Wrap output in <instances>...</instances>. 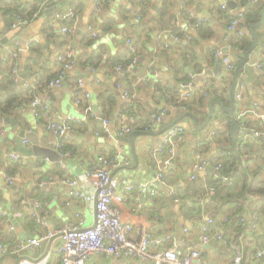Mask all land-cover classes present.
I'll return each mask as SVG.
<instances>
[{"label":"crops","instance_id":"obj_1","mask_svg":"<svg viewBox=\"0 0 264 264\" xmlns=\"http://www.w3.org/2000/svg\"><path fill=\"white\" fill-rule=\"evenodd\" d=\"M6 1L28 4L33 11L27 16V23L18 26L19 31L0 44V71L7 72L3 57L19 49L16 60L20 74L22 77L35 75L39 79L38 86L30 89L35 90L32 98L37 97L40 106L37 117L29 101L0 117V202L10 214V221L0 216V242L4 245L0 264H57L59 238L41 237L48 230L76 222L80 217L86 225L93 223L94 200L85 196L91 197L94 188L85 178V170L98 156H111L120 148L121 158H128L129 164L121 162L113 169V174L122 182L149 180L163 167L168 147L161 154L152 155L150 151L159 143L165 129L175 125L183 127L184 132L173 145L174 165L165 168L168 186L156 183L154 196L143 195L139 199L134 192L133 198L121 205L123 217L131 221L135 229L144 227L153 241L149 246L151 252L175 245L198 247L200 227L211 218L218 232L227 239L228 248L217 239H210L199 246L206 262L231 264L239 250L245 264H264V253L257 256V250H264V218L257 227L256 237L238 235L227 219L236 209L237 218H248L258 197L246 193L245 198H240L243 183L235 181L233 175H226L228 179L223 180L225 174L214 170L217 154H221L223 160L229 149L236 169L264 182V151L260 143L253 141L254 137H264V25L253 29L257 44L247 57L252 67L251 77L242 68L236 78L233 102L230 95L233 72L254 41L249 25L258 21H245V12L260 10V5H252L250 0H101L98 11L94 12V0ZM68 10L76 13V28L63 34L62 21L56 14ZM220 11L238 19L236 28H229L231 21H223ZM199 19L209 27L210 36H199ZM9 30L0 12V32L4 34ZM85 34L89 42L85 41ZM233 36H243L249 44L242 49L233 42ZM37 45L42 48L39 52L34 50ZM162 47L165 49L161 50ZM69 48L77 52L74 67L66 73L61 86L47 87V82L61 69L58 56ZM223 48L235 65L232 71H225L222 62V68L215 69L221 61L215 52ZM129 49H135L136 64L129 72L118 71L116 63L110 60ZM86 52L99 54L100 61L90 64L84 58L82 63L80 57H86ZM206 69L211 72L202 77ZM41 80L48 81L41 86ZM188 81L192 83V92L185 99L187 110H182L177 105L178 94L183 91L181 83ZM239 83H243L242 89L237 87ZM132 88L136 100L129 117L125 111L131 102L123 98L122 93ZM236 93H240L239 98ZM77 97L82 103L76 102ZM211 99L218 104L211 105ZM107 100L113 101L111 107L106 103L108 116L103 109V102ZM211 107V117L203 125ZM162 112L160 122L151 119L153 113ZM186 112L192 113L194 118L183 117ZM101 113L111 120V136L104 133ZM231 116L241 128L251 130V133L237 135L242 164H238L231 149ZM50 121L72 124V129L60 140L59 148L55 135L47 128ZM120 124L131 126L132 131L118 138ZM20 130L33 134L39 146L50 148L53 145L57 160L17 150ZM133 131L139 133L130 141ZM251 142L253 146L248 147ZM20 145L31 149L33 142L23 138ZM63 145L67 146L65 151ZM10 152L17 153L19 158H11ZM13 167L17 169L13 171ZM8 168L12 174L8 173ZM6 173L14 176L12 184L5 180ZM41 178L53 182L39 185ZM63 179L75 180V184L61 183ZM39 191L50 194L42 203ZM137 203L141 205L139 211L135 208ZM189 209L196 215L189 216ZM168 235L170 238L166 237ZM237 235L239 242L233 243ZM30 237L41 238L39 247H19V240ZM87 264L154 263L150 259L139 262L131 257L98 253Z\"/></svg>","mask_w":264,"mask_h":264},{"label":"built area","instance_id":"obj_2","mask_svg":"<svg viewBox=\"0 0 264 264\" xmlns=\"http://www.w3.org/2000/svg\"><path fill=\"white\" fill-rule=\"evenodd\" d=\"M256 2H264V0H250V3L254 4ZM100 5L101 0H94V12L98 11ZM75 16L76 13L74 10H68L67 12L56 14V17L62 21L60 29L61 33L67 34L75 31ZM28 20L29 18L21 17L16 14L15 20L9 31L17 28L18 26L25 25ZM200 22L201 19H199L198 25L201 24ZM238 23L237 18L232 19L229 28L233 30L236 28ZM8 32L4 34L0 32V42L4 37H6ZM93 35H96V33H93ZM6 49H8L7 46ZM18 51L19 49L9 52V54L15 59L10 77L15 83L20 82L22 86L34 89L38 86L39 79L35 75L22 77L18 69V61L16 60ZM215 54L220 57L225 71H232L234 69L235 65L230 61L228 53L222 51L221 49H217ZM76 57L77 52L71 48L67 49L65 54L58 56L57 62L61 65V69L47 82V87L53 88L61 86L66 73L74 67ZM3 60H5V57H3ZM136 61V57H133L126 65L116 63V69L118 71L129 72L132 67L135 66ZM3 76L4 74L0 71V79ZM140 80L145 79L141 78ZM78 83L80 85L81 80H79ZM191 86V81L181 83L180 87L183 91L178 94L179 101L177 102V105H179L182 110H187V106L183 103V101L190 96V92H192ZM237 87L242 89L243 83H239ZM85 96V98H87L88 94L85 93ZM122 96L123 98L129 99L131 102L125 111V115L131 117L132 105L136 100V93L133 88L131 90L127 89L122 93ZM235 96L239 98L240 93H236ZM76 102L82 103V99L77 97ZM28 105L30 106L32 113L37 117L39 115L38 109L40 106V102L37 97L29 101ZM85 110L87 111L88 108H85ZM162 114L163 112L153 113L151 115V119L154 122H160ZM101 122L104 127V133L111 136L109 132L111 120L101 113ZM71 125L72 124L69 122H48L47 128L55 135L58 148L60 147V140L72 129ZM130 131H132L131 126L120 124L116 135L119 138ZM183 132L184 129L180 125L169 127L164 131L159 143L150 151V153L152 155L161 154L164 152L165 147H168V155L164 161L163 167H161L149 180H141L137 182L128 180L122 182L119 177L113 174V169L119 166L121 162L124 165L129 164L128 158H121L120 148L114 151L111 156L100 155L97 157L96 162L88 167L84 172L85 178L89 180L94 188V194L91 197L81 194L82 196H85L86 199L91 198L94 200L95 213L93 223L91 225H86L85 220L80 217L76 222H69L55 230H48L41 237L52 238L53 236H56L59 238L57 248L59 261L57 264H87L88 260L98 253L131 257L137 259L139 262L150 259L154 264H211L203 259L199 246L208 243L210 239L214 238L228 248L226 246L228 242L227 239L222 235V233L218 232L219 230H217L214 220L208 218L200 227V243L198 247L187 246L186 248H183L175 245V247L170 249L151 252L149 250V246L153 241L146 233L144 227L135 229L131 221L123 217L121 205L130 198H133L134 192L136 193L135 197L139 199L143 195L154 196L156 194V183L168 186V178L165 173V168L167 166L174 165L173 145L182 137ZM210 136H212V134ZM9 156L13 159L19 158V155L15 152H10ZM221 156V154H217L214 162V170L218 172L222 167ZM61 166L65 167L64 164H61ZM4 178L10 184L15 181L14 176L7 173L4 174ZM222 179L226 180L228 177L225 175ZM48 182L51 183L53 181L45 178L38 180L39 185H44ZM60 182L71 185L75 184V180L69 179H63L60 180ZM140 206L141 205L137 203L135 206L136 210L139 211ZM0 216H2L5 220L10 221V214L4 209L1 202ZM42 223L45 224V221H42ZM166 237L170 238L169 235ZM40 239L37 237L25 238L19 240L18 244L21 248L35 249L39 247ZM3 251L4 245L0 242V253H3ZM263 253L264 250H257V256H262ZM241 262V253L237 250L231 264H241Z\"/></svg>","mask_w":264,"mask_h":264},{"label":"trees","instance_id":"obj_3","mask_svg":"<svg viewBox=\"0 0 264 264\" xmlns=\"http://www.w3.org/2000/svg\"><path fill=\"white\" fill-rule=\"evenodd\" d=\"M4 3V5H2ZM8 3V4H7ZM33 7V6H32ZM33 9V8H32ZM28 4L27 5H18L17 3H9L6 0H0V12L2 14V19L4 21L5 26L8 29H11L12 23H13V17H15L16 14L20 15L21 17L28 18L31 12L33 11ZM28 16V17H27ZM220 18L224 21H231V17L227 15L224 11H220ZM245 21L249 20H259L260 18V10L259 9H250L249 11L245 12ZM198 34L201 38H206L211 35V31L207 24H201L198 27ZM237 35V34H234ZM87 37L85 39L86 42H89L90 38L88 35H83ZM231 39H233V42L237 45H239L240 48H246L249 44V41L244 38L243 36H233ZM37 48H33L35 51L39 52L42 50L41 46L37 45ZM165 49L162 47L161 50ZM165 52V51H164ZM135 49L134 51L126 50L122 53V55L114 57L112 60H110V63H121L123 65H126L133 57H135ZM89 52H86L81 58L82 63H84V58L88 59V62L90 64H93L94 62H99L100 57L99 54L92 55ZM4 63L8 65V67H5V70L7 72H4V76L0 79V117L4 114L10 113L13 111V109L23 105L24 102L31 101L35 94V90L30 89V87H24L22 84L15 83L11 77V67L14 63V58L12 56L6 55ZM28 59H32V57H29ZM1 62V61H0ZM27 67V66H26ZM58 70L56 71V73ZM55 73V74H56ZM54 74V75H55ZM48 79V78H47ZM48 81V80H47ZM46 81V82H47ZM41 80L40 85L46 84ZM40 87V86H39ZM37 90V89H36ZM29 103V102H28ZM106 103L111 107L113 104L112 100H107L103 102V109L106 111ZM183 103L185 105L186 101L184 100ZM188 107V106H187ZM109 111L107 110L104 112L106 115ZM108 116V115H107ZM134 128V126H133ZM254 142L260 143L261 150L264 151V137H254ZM248 147L253 146V142L247 145ZM62 149L65 151L67 149L66 145L62 146ZM166 149V147H165ZM168 150V148L166 149ZM226 154L223 155L222 167L220 169L221 174L225 175H233V178H235V181H241L243 183V188L240 193V198H245L246 193H251L254 196L258 197L259 200H257V205L253 207L251 215L248 218L241 219V217L237 218L235 215L238 211H234L232 215L228 216L227 219L229 220V225L232 227L234 232H236L238 235H242L244 237H256L257 235V227L262 221V218H264V182L261 181L257 176H247L244 173H242L240 170L236 169L235 167V158L231 154V151L227 149ZM224 153V152H223ZM17 168L13 167L12 170L15 171ZM8 173L12 174L10 169H7ZM49 193L39 191L38 197L40 200V203L44 202L48 197ZM231 205L236 206L235 203L230 202ZM189 216L196 215L195 212H191V209H189ZM244 222H241V220ZM238 235L234 238L232 241L233 243L239 242ZM257 239V238H256ZM249 246L246 248L248 251ZM241 264H245V261L242 257Z\"/></svg>","mask_w":264,"mask_h":264},{"label":"water","instance_id":"obj_4","mask_svg":"<svg viewBox=\"0 0 264 264\" xmlns=\"http://www.w3.org/2000/svg\"><path fill=\"white\" fill-rule=\"evenodd\" d=\"M227 4L232 5V3H227ZM252 5H255V6L256 5L257 6L260 5V19L258 21H255V22H253V23H251L249 25L250 31H251V33H252V35L254 37V41H253L252 45L247 49V51L245 52L244 58H242L240 60L238 66L236 67V69L233 72L234 73V76L232 78L231 86H230V90H231L230 91V95H231V101L232 102H233V94H234V88H235V84H236V78H237V75L239 74V72L241 71V69L244 68L245 70H247L248 75H250V77H251V68L252 67L249 64V62L247 61V57H248L249 53L254 49V47L257 44V35H255L253 29L258 28V27H261V26L264 25V3H262V2H256V3L252 4ZM207 19L210 22L212 21L211 18L208 17V16H207ZM18 29L19 28H16V29L11 30L7 34V36L4 37L1 40L0 43H4L8 39V37H10L13 34H16L19 31ZM79 32H82V31H79ZM263 39H264V37H263ZM222 50L223 51H226L225 48H223ZM219 68L220 69L222 68L221 61H218L217 65L215 67V69H219ZM210 72H211L210 69H206V71L205 70L203 71V73H202L201 76L202 77L209 76V73ZM214 102L218 104V102L215 99H211L210 104L212 105ZM229 113H231V110L229 111ZM211 114H212V107L210 109V112H209L208 116L205 118V122L203 123V125H205L206 123H208V121H209V119L211 117ZM182 116L183 117H185V116H191L192 118H194V115L192 113H190V112H186ZM230 122H231L230 137H231V140H232L231 149L233 150V152L235 154V157H236V159L238 161V164L239 163L242 164V158L239 155L238 148H237V144H238L237 135H238V133H241V134L251 133V130L245 129V128H241L240 125L238 124V122L235 120V117L234 116H231ZM196 127L201 128V126H198V125H196ZM167 128H169V127H167ZM31 131H32V129H31ZM32 132H34V131H32ZM137 133H139V132L138 131H133V132L130 133V136H129L130 141H132L133 136L135 134H137ZM23 138H28V139H30L33 142V146L31 147V149H24V148L21 147L20 141ZM16 142L18 143L17 150L21 151L24 154L45 155L50 160H57V158H58L56 151L53 149L54 148L53 145L50 148L39 146L36 143V138H34L33 134H30V133H27L25 131L20 130L19 137H18V139H16ZM208 170L213 171L212 168H209ZM216 172H218V171H216Z\"/></svg>","mask_w":264,"mask_h":264}]
</instances>
